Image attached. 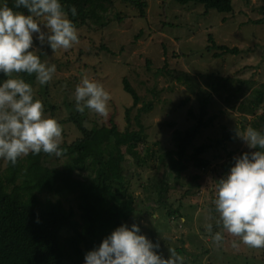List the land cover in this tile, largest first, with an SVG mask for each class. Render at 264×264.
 I'll return each mask as SVG.
<instances>
[{
	"label": "rangeland",
	"instance_id": "rangeland-1",
	"mask_svg": "<svg viewBox=\"0 0 264 264\" xmlns=\"http://www.w3.org/2000/svg\"><path fill=\"white\" fill-rule=\"evenodd\" d=\"M146 1V13L141 15L138 8L124 0H83L85 4L98 2L95 6L100 19H90L76 28L78 41L70 48L53 51L34 38L33 46L39 50L41 60L56 65L52 79L41 85L35 74L13 75L32 86L34 98L43 102L44 115L62 125L60 145L82 137L79 121L89 130L110 128L115 122L120 132L139 130L142 123L143 141L136 154H130L126 145L119 154L116 140L111 138V155L104 158L109 163L114 190L128 189L134 196L136 211L125 223L139 224L148 238L160 243L158 251L165 258L172 249L185 264H243L234 259L246 255L248 264H264V247H250L224 229L215 207L217 183L230 169L225 164L233 165L243 150H256L238 135L235 141L217 143L222 126L229 130L238 127L239 133L249 127L264 130V106L255 115L242 106L248 104L253 89L264 83V0H233L231 13L215 9L206 12L203 4L195 2ZM40 20L43 22V18ZM41 28L46 31L43 25ZM209 34L217 44L238 47L240 53L216 58L214 54L220 50L211 46ZM163 69L172 73L167 75ZM182 73L193 77L197 93L172 77ZM84 77L101 83L109 92L106 116L88 108L83 113L76 110L75 89ZM6 78L0 73V80ZM126 79L141 97L138 105L124 88ZM204 96L210 98L205 118H215L212 127L202 129L188 148L187 157L196 153L195 147L208 144L209 148L199 155L208 166L201 168L200 160H184L188 168L177 174L171 163L177 151L173 131L195 125L197 117L191 113L199 115L200 98ZM149 103H153V109L145 112ZM73 114L79 116V121L70 120ZM41 153L44 158L34 163L44 176L61 179L73 175L67 171L69 159L62 152L59 156ZM30 154L20 157L24 160ZM7 165L8 160L0 157L1 173ZM84 173L88 175L89 171ZM41 198L56 201L62 197L45 191ZM62 199L79 218L76 198ZM105 201L111 205L115 199L107 194ZM208 225H212L211 231ZM216 232L223 236L219 242L214 239ZM72 234L69 228L61 233L64 238ZM232 237L237 238L232 241ZM64 264L78 263L74 258H65Z\"/></svg>",
	"mask_w": 264,
	"mask_h": 264
},
{
	"label": "trees",
	"instance_id": "trees-1",
	"mask_svg": "<svg viewBox=\"0 0 264 264\" xmlns=\"http://www.w3.org/2000/svg\"><path fill=\"white\" fill-rule=\"evenodd\" d=\"M9 7H15V0H6ZM139 9L141 15L146 13L148 3L146 0H124ZM180 4L189 2L201 3L206 12L215 9L223 13H231L234 9L233 0H174ZM63 10L73 21L76 28L86 24L88 20L98 21L96 3L85 4L83 0H60ZM75 6L76 15L71 14V7ZM27 13L21 7L18 9ZM209 41L214 49L220 50L214 56L221 58L227 54H239L238 47L217 44L213 35L209 34ZM170 75L172 71L163 69ZM178 82L186 84L192 93H197L196 83L192 76L186 73L173 74ZM125 90L131 94L134 105L141 102L138 92L130 82L124 80ZM188 98L183 101L185 103ZM209 97L200 98L199 115L191 116L197 122L186 130L175 128L173 140L177 148L176 156L171 159L172 169L178 174L188 168L186 163L190 160H200L201 168L208 166V161L199 158L208 144L195 147L196 153L187 157V150L193 146L196 137L202 129L212 127L214 116L206 119L209 113ZM143 110L149 112L153 103L145 105ZM248 113L257 114L264 106V83L255 87L250 94ZM264 108V107H263ZM264 117V113H263ZM78 115H72L70 120L79 121ZM171 127L175 123L170 124ZM83 132L82 137L71 144L60 145L61 152L68 157L67 171L73 175L61 179L48 178L43 175L34 160H42L43 154H30L27 159L17 158L15 164L8 161L5 173L0 172V264H64L65 258H74L75 262L84 264L86 252L98 247L102 240L116 227L124 224L136 211L134 196L128 189L114 190L112 175L105 155H111L108 146L111 138L116 140L119 154L121 147L127 146L130 154H136V148L143 141L144 126L140 123L139 130H126L120 132L115 122L112 127L89 130L79 121ZM264 133V130H258ZM238 127L228 129L222 126L221 137L217 143L225 144L227 141L237 140ZM251 152L247 150L241 151ZM42 154V155H41ZM186 162H185V161ZM226 168L232 162L225 164ZM84 171H89L88 175ZM96 175V179L93 178ZM85 176V177H84ZM93 178V179H92ZM45 191L54 192L62 198L74 196L78 201L80 217L76 218L73 207L67 208L62 198L53 201L50 198L43 200L41 194ZM110 194L115 202L109 205L105 196ZM69 228L73 234L64 238L61 233ZM64 243H66L64 245Z\"/></svg>",
	"mask_w": 264,
	"mask_h": 264
},
{
	"label": "clouds",
	"instance_id": "clouds-1",
	"mask_svg": "<svg viewBox=\"0 0 264 264\" xmlns=\"http://www.w3.org/2000/svg\"><path fill=\"white\" fill-rule=\"evenodd\" d=\"M21 7L27 13L19 11ZM70 11L77 14L75 6ZM34 38L53 51L78 41L75 24L60 0H15L14 8L6 0L0 3V73L7 77L0 80V157L12 164L29 152L61 154L62 125L44 115L43 102L34 98L32 86L13 75L35 74L44 85L56 72L55 64L41 60ZM109 100V92L95 80L84 77L76 86L78 112L88 108L106 116ZM237 135L256 150L241 153L220 178L215 207L224 229L248 246L260 248L264 247V133L249 127ZM207 227L211 231L212 225ZM214 239L219 242L223 236L216 232ZM159 248L160 243L148 238L139 224L124 223L86 252L84 264H183V257L174 250L169 249L170 256L165 258Z\"/></svg>",
	"mask_w": 264,
	"mask_h": 264
},
{
	"label": "crops",
	"instance_id": "crops-1",
	"mask_svg": "<svg viewBox=\"0 0 264 264\" xmlns=\"http://www.w3.org/2000/svg\"><path fill=\"white\" fill-rule=\"evenodd\" d=\"M235 238H237V237H232V241L235 239ZM234 245V244H233ZM240 245V244H239ZM201 250H202V248H201ZM252 251H254V250H252ZM246 257H247V255L246 256H244V258L242 257V258H239L238 256H236V259H234V260H237V261H239V262H242L243 264H248V261L246 260ZM239 258V259H238ZM183 264H185L184 262H183Z\"/></svg>",
	"mask_w": 264,
	"mask_h": 264
}]
</instances>
